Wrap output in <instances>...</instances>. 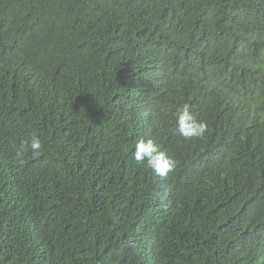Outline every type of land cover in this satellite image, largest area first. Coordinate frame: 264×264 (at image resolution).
I'll return each instance as SVG.
<instances>
[{"label":"trees","instance_id":"trees-1","mask_svg":"<svg viewBox=\"0 0 264 264\" xmlns=\"http://www.w3.org/2000/svg\"><path fill=\"white\" fill-rule=\"evenodd\" d=\"M0 264H264V0H0Z\"/></svg>","mask_w":264,"mask_h":264},{"label":"clouds","instance_id":"clouds-1","mask_svg":"<svg viewBox=\"0 0 264 264\" xmlns=\"http://www.w3.org/2000/svg\"><path fill=\"white\" fill-rule=\"evenodd\" d=\"M174 116V126L172 134L185 140L201 138L208 130L206 122L198 120L192 112L190 105L185 103L178 106L172 113ZM42 150V141L36 135H32L29 140L22 141L14 154V162L18 166H24V156L27 152L38 154ZM132 159L140 165H146L157 176L166 177L169 172L177 166V161L166 155L160 146L152 138H140L134 145L131 152Z\"/></svg>","mask_w":264,"mask_h":264}]
</instances>
